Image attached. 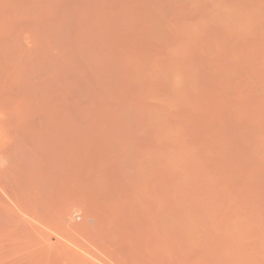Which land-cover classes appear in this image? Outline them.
<instances>
[{"label":"rangeland","instance_id":"rangeland-1","mask_svg":"<svg viewBox=\"0 0 264 264\" xmlns=\"http://www.w3.org/2000/svg\"><path fill=\"white\" fill-rule=\"evenodd\" d=\"M0 264H264V0H0Z\"/></svg>","mask_w":264,"mask_h":264}]
</instances>
